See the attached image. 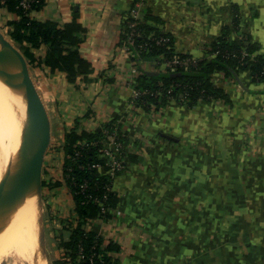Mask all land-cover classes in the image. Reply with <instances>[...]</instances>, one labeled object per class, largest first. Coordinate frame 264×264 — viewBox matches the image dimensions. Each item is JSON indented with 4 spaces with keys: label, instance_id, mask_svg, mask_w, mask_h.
<instances>
[{
    "label": "crops",
    "instance_id": "1",
    "mask_svg": "<svg viewBox=\"0 0 264 264\" xmlns=\"http://www.w3.org/2000/svg\"><path fill=\"white\" fill-rule=\"evenodd\" d=\"M140 5L141 22L170 35L178 54L210 59L224 41L264 60V0H45L32 12L64 24L78 8L87 29L81 54L94 67L77 84L31 68L51 123L49 150L55 137L64 146L71 129L101 132L116 119L128 135L130 154L115 182L119 207L110 223L86 228L106 241L105 228H117L109 241L121 246L122 264H264V82L250 71L235 80L218 72L214 83L230 103L135 107L133 82L160 62H137L123 48L126 20ZM0 17L15 18L6 10ZM34 52L44 57L46 48Z\"/></svg>",
    "mask_w": 264,
    "mask_h": 264
},
{
    "label": "trees",
    "instance_id": "2",
    "mask_svg": "<svg viewBox=\"0 0 264 264\" xmlns=\"http://www.w3.org/2000/svg\"><path fill=\"white\" fill-rule=\"evenodd\" d=\"M20 1L7 0L5 4L0 1V10H6L15 16L5 24L7 35L20 47L31 68H47L51 73L63 72L71 84H77L80 78L89 80L94 67L81 54L80 49L86 39L87 29L79 21V9L73 10L69 21L59 24L53 20L39 21L29 15L41 10L45 0H34L26 12L20 6ZM132 25H135L134 29L138 33L132 45L138 53L134 58L137 62L152 56L161 57V63L173 60L181 62L174 70L167 68L158 71L163 76H150L147 71H141L133 82L135 89L141 93L134 100L137 108L149 112L154 108L166 107L172 101H185L192 107L200 101L230 103V96L225 89L214 83V75L218 72L235 80L234 74L250 71L256 84L264 82V60L251 57L250 49L243 51L236 44L219 41L212 49V53L218 52L215 58L195 59L178 54L170 35L153 30L142 23L140 18L132 17L126 20L121 36L123 44L126 43ZM41 47L46 48V53L44 57H37L34 51ZM186 61L189 62L185 63ZM175 73L179 75L171 76ZM112 133H115L118 141H128V137L122 132L119 119L107 125L101 132L74 128L65 133L64 171L68 175L65 180L75 203V225L67 228L70 238L60 243L63 254L57 264L120 263L115 254L121 251V246L116 242L106 241L97 232L86 228L90 222L96 220H111L113 211L119 207L120 196L114 186L115 180L125 168L112 176L109 174L111 167L101 157L105 143ZM131 159L137 160L136 156H131Z\"/></svg>",
    "mask_w": 264,
    "mask_h": 264
},
{
    "label": "bare ground",
    "instance_id": "3",
    "mask_svg": "<svg viewBox=\"0 0 264 264\" xmlns=\"http://www.w3.org/2000/svg\"><path fill=\"white\" fill-rule=\"evenodd\" d=\"M12 87L16 102L10 97ZM28 115L21 79L0 67V181L5 180L7 188L23 178L19 149ZM40 196L36 185L18 202L0 210V264H49L43 245Z\"/></svg>",
    "mask_w": 264,
    "mask_h": 264
},
{
    "label": "rangeland",
    "instance_id": "4",
    "mask_svg": "<svg viewBox=\"0 0 264 264\" xmlns=\"http://www.w3.org/2000/svg\"><path fill=\"white\" fill-rule=\"evenodd\" d=\"M141 5L138 8L137 11H140V16L141 17ZM4 11V10H3ZM136 12L132 13L131 17L134 18ZM3 17V16H1ZM0 17V31L2 33H4L7 37V31H6V26H5V22L4 19ZM5 20H9V19H5ZM153 35V33L151 34ZM9 38V37H8ZM16 45V44H15ZM19 49L20 47L18 45H16ZM21 50V49H20ZM148 50V47H147ZM132 53H130L131 56H133L134 58L137 57L138 53H136L135 51H131ZM141 55V54H140ZM215 58V56L212 55L211 58ZM149 59L152 60H157L158 61L161 59V57H145L142 58V62L147 61ZM156 61V62H158ZM158 62L157 64H153L154 65V70L155 72L160 71L161 69H165V67L163 66L164 63ZM34 81H35V85L37 86V90L40 92V86L39 83L37 82V79L35 77H33ZM10 97L15 101V94H14V89L12 87L11 89V94ZM134 94H133V99H132V104L134 105ZM16 102V101H15ZM214 104H223V101H212ZM16 107V106H15ZM104 131V129L102 130ZM122 132L126 134V136L128 137L127 133L125 132V130H123L122 127ZM58 137V136H57ZM55 143L53 145H55L54 148H52L51 150H48V154L47 156L48 159L47 161H44L45 163L43 164V168H42V176H41V182L39 185L40 188V199H41V223H42V227H43V245L45 248V253L47 256V260L49 264H57L56 262L62 257L63 254V250L60 247V243L62 240L65 239H69L70 238V233L67 230V228H69V226L75 225L74 222V214H73V209L75 207V203L73 201L72 198V193L71 190L66 182V178L68 177V175L65 174L64 171V161H65V152L63 150L64 146H63V142H61V139L56 138L55 137ZM58 142H61V144L59 143L60 147L57 146ZM111 144H119V151L121 152L120 154L122 155L123 159H126V157L129 156L130 153H128V141L126 142H120L118 141L116 138H108V142L105 143V149L104 151H106L107 149H110V154H107L105 152L106 156L111 157L112 159L115 157L114 153L111 149L112 145ZM128 151V152H127ZM118 178V177H117ZM117 180H115L116 182ZM115 189V186H114ZM115 191H117L115 189ZM139 192V195L141 193L140 188L138 190H136ZM119 193V196H121L122 192L118 189L117 191ZM124 192V191H123ZM121 194V195H120ZM140 198V196H139ZM51 204V205H50ZM73 204V206H71ZM112 220V218H111ZM111 220H103L105 221L104 223H110ZM114 221V220H113ZM115 222V221H114ZM108 225V224H107ZM110 228V229H109ZM105 228V233L104 236H106L107 241H109L111 239V233L112 232H116L117 228H115L113 225L110 227ZM103 231V230H102ZM110 231V232H109ZM103 237V236H102ZM104 238V237H103ZM105 239V238H104ZM66 240V241H67ZM125 245L127 246V244L125 243ZM121 252L119 254V258L117 257L118 260H120L119 264H122L121 261ZM6 261H3V263H5Z\"/></svg>",
    "mask_w": 264,
    "mask_h": 264
},
{
    "label": "water",
    "instance_id": "5",
    "mask_svg": "<svg viewBox=\"0 0 264 264\" xmlns=\"http://www.w3.org/2000/svg\"><path fill=\"white\" fill-rule=\"evenodd\" d=\"M0 67L15 72L21 79L29 106L28 120L19 149L23 178L19 184L10 188L5 186V180L0 181V210H2L18 202L36 185H40L43 164L51 146V123L43 99L32 78L31 66L27 58L1 31ZM146 73L150 76L164 75L155 71ZM178 75L171 74V76ZM234 75L238 79V76Z\"/></svg>",
    "mask_w": 264,
    "mask_h": 264
},
{
    "label": "built area",
    "instance_id": "6",
    "mask_svg": "<svg viewBox=\"0 0 264 264\" xmlns=\"http://www.w3.org/2000/svg\"><path fill=\"white\" fill-rule=\"evenodd\" d=\"M1 1V3L2 4H5L6 2H7V0H0ZM34 3V0H21L20 1V6L24 9V11L26 12V10H29L30 8H31V5ZM138 10V8H136L134 11H133V13H135L136 12V14H135V16H134V18L135 19H138L139 18V16H140V11H137ZM31 14H32V12L31 13H29V15L31 16ZM134 27H135V25H132L131 26V28H132V30H131V32L128 34V36H127V40H126V43H124L123 44V48H124V50L127 52V53H132L131 51H134V49L132 48V45L134 44V38L138 35V33L136 32V30L134 29ZM132 55V54H131ZM212 55L213 56H217L218 55V52H215V53H212ZM212 55H211V57H212ZM214 58V57H213ZM187 62H189V61H186L185 63H187ZM181 62H179V61H177V60H173V61H168V62H165L164 63V67H165V69L164 70H166L167 68H173V70L175 69V67H176V65H178V64H180ZM141 93L137 90V89H135V91H134V97H135V99L140 95ZM110 138H116V135H115V133H112L111 135H110ZM112 145V147H111V149H112V151H113V153H114V158L112 159V162L110 163V164H108L110 167H111V169L109 170V174L110 175H114L115 174V172H117V171H121V170H123L125 167H124V164H123V157H122V155L120 154L121 152H118L119 151V147H120V145L119 144H111ZM110 149H107L106 151H104V154H105V152L107 153V154H110Z\"/></svg>",
    "mask_w": 264,
    "mask_h": 264
}]
</instances>
